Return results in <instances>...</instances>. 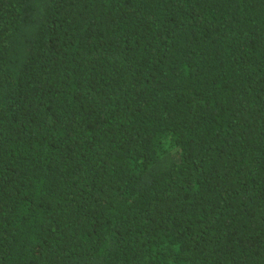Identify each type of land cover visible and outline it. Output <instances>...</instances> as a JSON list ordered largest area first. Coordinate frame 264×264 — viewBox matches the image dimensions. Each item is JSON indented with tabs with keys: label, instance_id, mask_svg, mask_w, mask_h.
Masks as SVG:
<instances>
[{
	"label": "trees",
	"instance_id": "obj_1",
	"mask_svg": "<svg viewBox=\"0 0 264 264\" xmlns=\"http://www.w3.org/2000/svg\"><path fill=\"white\" fill-rule=\"evenodd\" d=\"M0 264H264V0H0Z\"/></svg>",
	"mask_w": 264,
	"mask_h": 264
}]
</instances>
